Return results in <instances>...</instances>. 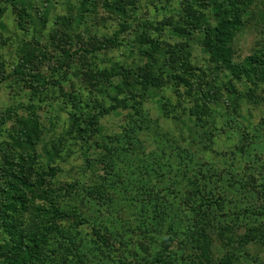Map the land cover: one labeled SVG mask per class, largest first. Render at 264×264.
Masks as SVG:
<instances>
[{
    "label": "rangeland",
    "instance_id": "rangeland-1",
    "mask_svg": "<svg viewBox=\"0 0 264 264\" xmlns=\"http://www.w3.org/2000/svg\"><path fill=\"white\" fill-rule=\"evenodd\" d=\"M113 1L121 2L127 18L110 9ZM79 11L82 19L71 20L72 32L65 25L58 32V18ZM186 12L209 15L195 26L182 17ZM238 13L240 22L229 20ZM186 22L185 39L169 33L170 26ZM132 27L150 39L163 29L168 43L181 49L178 61L192 71H176L177 80L144 92L140 108L127 101L124 108L113 107L109 96L100 104L104 109L83 120L63 95L82 91L93 97L94 91L82 88L91 83L86 74H110L114 65L138 69L139 39ZM219 27L226 36L212 40L232 47L235 69L211 62L197 40ZM58 47L73 55L69 66H62ZM254 57L257 68L247 64ZM243 70L255 74L256 85L232 74ZM35 75L46 80L37 82ZM263 79L264 0H0V264L27 263L23 254L33 244L42 249V262L54 257L53 264H136L133 256L145 245L162 252L164 244H175L172 237L184 239L186 229L209 217L220 256L264 264V238L258 236L264 232ZM213 80L215 103L196 98ZM229 81L235 93L224 88ZM111 135L119 142L111 145L113 168L105 172L98 145ZM94 152L100 162L88 167L86 155ZM139 178L148 184L138 185ZM171 183L180 190L176 198L167 188ZM150 204L155 218L145 210ZM2 220L11 226L7 231ZM247 234L252 241L240 248ZM14 243L24 251L18 248V256ZM186 251L184 261L176 247L165 252L179 258L177 264H190Z\"/></svg>",
    "mask_w": 264,
    "mask_h": 264
},
{
    "label": "trees",
    "instance_id": "trees-1",
    "mask_svg": "<svg viewBox=\"0 0 264 264\" xmlns=\"http://www.w3.org/2000/svg\"><path fill=\"white\" fill-rule=\"evenodd\" d=\"M120 3L121 2L118 3V1H113L111 4L112 7H110V9H112L114 12H116L122 19H125V18H127V14L124 11V7L121 6ZM197 5L200 6V8H202V6H203V4L200 3V1L197 2ZM48 6L51 7L52 4L50 5V3H49ZM216 12H218V10ZM199 13H202V12H199ZM224 14H227V13L224 11L223 16H224ZM208 15L209 14L206 15L205 13H202V14L195 13L189 17V15L186 12L185 14L182 15V17H184L185 20H189V22H188L189 24L191 22H194V25L197 26L198 23H200L201 20H204L205 18H207ZM238 15H239V17H238ZM238 15L234 14L235 19L232 15L229 20H233L234 22H240V18H242L241 13L240 14L238 13ZM212 16L215 18V20H217L219 17L216 14H214ZM58 19L59 20L57 21V23H61V26L57 24L56 29H59L58 32H60V30H61L60 28L62 27V25H65L64 31L67 32L68 30L69 31L71 30L69 28H70L72 22L73 23L74 22L80 23V20L82 19V14H81V11H79L74 18L62 16ZM41 20H42V22H41L42 24L47 20V14L46 13L41 16ZM71 20H73V21L71 22ZM134 23H135V21H134ZM186 25H187V22L184 23V25L180 24L178 26H173V27L170 26L169 33H172V35L174 37L185 39L186 37H188V35H190V31H184V28ZM134 26H135V24L133 25V27ZM122 27L129 29V27H126L125 25H123ZM133 27H132L131 31L133 33H136V35L138 34L136 38L139 39V41H138L139 46L136 48L137 49V56L139 58L138 66L140 65L138 67V69L133 70V66L132 67H122V66L114 65L113 67H111V73L110 74H107L108 72L107 71L105 72V70L97 71L96 73L86 74L87 77L89 78L88 80L91 83H89L87 86H84L82 88L86 91L88 90L90 93H92L94 91L95 94L93 95V97L92 96L89 97L88 95H86L85 92H82V91L79 92V94L74 93V95H72V96L70 93H65V96L63 95V98L65 99V101L67 103H71L72 105H74V107L75 106L77 107L78 110L76 109L75 112H78L81 115H83L84 116L83 120H86L87 118L92 117L91 116V114H92L91 110L92 111L94 109L100 110L104 106V105L101 106L100 104L101 103L105 104V100L109 96H114V98H115V99H111L113 102H115V105L113 107L118 105V106H122V108H124V106L126 105L125 102L127 101L131 104L133 103V105H136L137 108L138 107L140 108L142 106V103H143L142 99L147 95L146 92L149 89H151V88L155 89L156 87L166 85L167 80L169 81V79H172V78L177 80V75L174 74V72H176V71L185 72V69L192 71L191 66L189 65L188 62H184L183 60L178 61V59L181 57V55H179V51L181 49L179 50L176 47H172L168 43V41L171 38L167 36L168 33H165V31L163 29H155L158 31L157 36L154 39H150L147 34L138 33V30H136ZM70 32H72V30ZM204 34L206 36L198 38L197 40L200 43V45L205 48L204 53L209 56V60L216 65H221V66L225 65V67H227L229 69H235V66H233V64H231V61H232L231 57H232V54L234 53L232 47H230V46L226 47L223 45L217 46L216 43L212 40V39L218 40V38L226 36L225 29L223 31V27L214 28V30H212V31L207 30L206 33H204ZM207 37H208V40H207ZM68 40H70V38ZM185 44H187V43H185ZM185 44H184V47H187V46H185ZM101 47L104 48V45L102 43H101ZM58 48H60V47H58ZM58 50L61 51V53L63 55V57L61 58L62 59L61 60L62 66H64V67L69 66V62L72 61L71 57H73V55H71L67 49L60 48ZM33 51L30 53L31 55L29 56V58L33 57ZM74 54H76V53H74ZM94 56H96V55H94ZM79 57H81V56H79ZM79 60L81 62L85 61V59H83V57H81ZM252 63L255 64L254 68H257V66L259 67V63H260L259 58L254 57V58L247 59V64L250 67H251ZM87 71H88V69H87ZM238 71H240V69H238ZM233 72L234 73H232V74L237 79H239V81H242L241 76L245 77V79H247V82L252 83L253 85H256V81H258L257 78H254L255 76H253V75H255V74L253 72L250 73L247 70H245V71L243 70L242 73L235 72V71H233ZM35 76H36L37 82L42 83L44 80H46L45 76H40V75H35ZM202 76H203V74L201 75V77ZM245 79L243 78L244 81H246ZM115 81L118 84L114 83ZM259 82H263V81H259ZM214 84H216L215 80H213V82L210 84L211 86L208 89H206L207 91H205V92L201 88H199L198 92L196 94L197 97L196 96L195 97L196 98L201 97V100H203V101H209L210 103L211 102L215 103L214 96L216 93H214L213 92L214 89H212V88H214L213 86H215ZM204 85H205V83H204ZM224 88L228 89V90H230V88H231V91L233 93H235V91H234L235 86L233 83H230V81L228 82L227 85H225ZM193 91H194V89H192L191 87L188 89L189 94H194L195 91L194 92ZM144 92H145V96H144ZM110 93H112V94H110ZM118 94H123V98H119ZM187 98H190V95H187ZM104 108L105 107H103V109ZM135 112L138 113L137 110H135ZM194 112L196 113V111H194ZM127 121H130V120L128 119ZM126 124L129 126V123H126ZM155 124H156V127H158L160 129L159 124H157V123H155ZM76 126L78 128L79 124H77ZM85 130H86L85 128L84 129L80 128L78 131L84 132ZM189 130L190 129H187V131H189ZM84 133L89 134V131L84 132ZM69 136L71 137L70 134H69ZM116 137H117V135L116 136L111 135L109 137L107 136L105 138V140H102L100 145H98V148L100 150V153H102L103 158H106V160H104V164L101 167L102 168L101 171L108 172L113 168V165H112L113 164V153H112L113 147H111V145L112 144L114 145V143L119 142ZM123 145L126 146V144H123ZM125 149H127V146L125 147ZM129 153H130V151H129ZM94 154H96V153L94 152L91 155H86V156H89V158H90L89 161H87V160L85 161V164H87L88 167L93 166V165H91L92 161L94 163H95V161H96V163H97V161L100 162L99 161L100 158H98ZM86 156H85V159H86ZM19 157H21V156H19ZM24 157L27 159V161L29 160V157H27L25 155H24ZM142 178H144V176H142ZM144 181L146 183L148 182L146 180V178ZM144 181H142L141 178H139L138 185L139 184H145ZM100 188H102V187H100ZM150 188H153V187H150ZM167 188L173 189L170 191L172 192L174 198H176V196L177 197L179 196L180 190L178 187L175 188L174 185L171 183L167 186ZM99 191L101 192L102 190H99ZM151 191H152V189H151ZM191 193H192L191 191L187 192L188 199H191V197H190ZM148 194H150V192ZM151 205L152 204H150L149 207L145 208V210L149 214L153 213V217L155 218L156 217L155 213L158 211H156V210L154 211V205H152V206ZM207 216L208 215L204 216V218H206ZM2 221H3V224L5 226L4 227L5 231H7V229H9L11 226L6 220H2ZM172 227L173 226L169 222L168 228L170 229ZM211 229H212V232H213V229L216 230L214 222H211L210 217L206 218L201 223L195 222L194 227L192 229H190V228L186 229L184 239L176 241V236L172 237V239L175 241V244H177V245H175V244L171 245L170 244L171 246H169L167 244H164L163 246L165 248H163L162 252L160 251L159 253L151 252V249L146 247V245H145V247L143 249L144 251L141 254H139L138 256L137 255L133 256L134 260L136 261V264H177V262H178L177 259H179V258H177L173 255L166 256V252H165L170 247H176V249L180 250L179 255L182 256L181 261L185 260V258H183V257L186 256V252H187L186 250H188L192 254V261L190 264H214L216 262V260L218 261L219 264H241V262L239 260H236L235 256H232L229 253H227V255L225 254V256L222 255L223 257L219 255L220 251L218 252L216 246H214V244H213L214 238L212 236H210ZM153 230L155 231V227L153 228ZM1 232H2V230H1ZM171 232H172V230H171ZM216 232H218V231L216 230ZM216 232H215V234H217ZM263 233H264L263 231H259L258 236L260 235L259 237L264 238ZM249 237H251V236H249V234L243 235L242 241L239 242L240 248H244V246H247L252 241L249 239ZM255 240L258 241V239H254L253 241H255ZM230 242H232V241H230ZM154 244L155 243H153L152 246ZM18 248H20V246H18V244H15V247L13 249L15 255H17V249ZM145 248H147V249H145ZM20 250L23 251L21 248H20ZM7 252H8V249H7ZM41 252H42V249H39V246L33 244V246L30 249L25 250V252L23 254L22 261H24V263L27 262L25 264H53V262H55L54 257H48L47 259H45V261L42 262V258L39 256L41 254ZM77 254L75 252H72L71 255L75 256ZM5 255L8 257L7 254H5ZM27 255H31L35 258V260H32L33 263ZM59 256H61V255H59ZM186 257H188V256H186ZM13 263L16 264L15 261H13Z\"/></svg>",
    "mask_w": 264,
    "mask_h": 264
}]
</instances>
